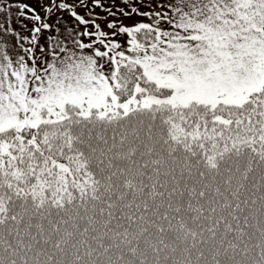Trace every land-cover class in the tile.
Masks as SVG:
<instances>
[{
  "label": "snow or ice",
  "instance_id": "snow-or-ice-1",
  "mask_svg": "<svg viewBox=\"0 0 264 264\" xmlns=\"http://www.w3.org/2000/svg\"><path fill=\"white\" fill-rule=\"evenodd\" d=\"M0 264H264V0H0Z\"/></svg>",
  "mask_w": 264,
  "mask_h": 264
}]
</instances>
